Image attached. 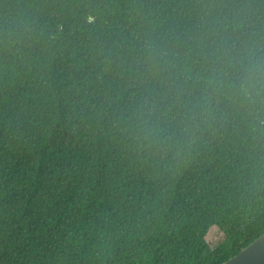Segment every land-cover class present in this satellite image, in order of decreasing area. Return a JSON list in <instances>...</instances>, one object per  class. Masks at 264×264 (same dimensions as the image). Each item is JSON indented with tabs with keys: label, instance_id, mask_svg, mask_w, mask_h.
<instances>
[{
	"label": "trees",
	"instance_id": "16d2710c",
	"mask_svg": "<svg viewBox=\"0 0 264 264\" xmlns=\"http://www.w3.org/2000/svg\"><path fill=\"white\" fill-rule=\"evenodd\" d=\"M264 233V0H0V264H221Z\"/></svg>",
	"mask_w": 264,
	"mask_h": 264
},
{
	"label": "water",
	"instance_id": "95a60500",
	"mask_svg": "<svg viewBox=\"0 0 264 264\" xmlns=\"http://www.w3.org/2000/svg\"><path fill=\"white\" fill-rule=\"evenodd\" d=\"M221 264H264V233Z\"/></svg>",
	"mask_w": 264,
	"mask_h": 264
}]
</instances>
